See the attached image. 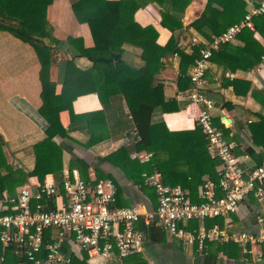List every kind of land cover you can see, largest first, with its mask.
Returning a JSON list of instances; mask_svg holds the SVG:
<instances>
[{
    "label": "crops",
    "instance_id": "1",
    "mask_svg": "<svg viewBox=\"0 0 264 264\" xmlns=\"http://www.w3.org/2000/svg\"><path fill=\"white\" fill-rule=\"evenodd\" d=\"M73 1L75 0H53L46 9V19L52 27V37L58 41L57 43L46 41L52 47L55 59L49 68V77L56 83L57 94L63 84L77 87L79 93L71 103L74 113L101 112L100 115L103 113L105 120L93 124L96 136H101L102 139L90 146L87 143L91 131L82 122L68 132L69 138L60 136L54 138L62 150L63 163L66 165L71 156L76 155L90 165L88 169L90 180L96 178L95 169L108 175V179L116 185V206L137 205L142 210L154 209L156 194L152 189L142 187L141 178L142 172H148L149 160L142 161L140 158L143 154H149L150 158L152 152L137 151L134 148L135 128L122 95L108 96L105 98L106 103L100 102L88 71L92 67V62L81 54V47H93V39L88 25L79 22L75 17L71 8ZM260 1L238 0L236 6L239 8V13L245 14L250 7L258 5ZM207 2L208 0H190L185 9L179 12L171 8L169 2L159 5L153 1L141 0V6L133 13V21L137 25L142 28H153L156 33V45L165 46L170 37L175 41L177 51L168 52L159 59L161 67L154 75L153 85L161 87L158 94V100L160 99L161 102L158 101L151 114V123H162L171 133L180 131L192 132L195 135L199 133L192 116L193 109L187 98L190 85L188 73L196 58H194L195 49L209 40L201 36L191 23L202 14ZM212 5L219 11L222 10L219 2L213 1ZM165 12L171 17L164 21L167 27L173 26V30L162 24V15ZM220 20L229 19L226 15L224 19L222 14ZM193 36L199 39L196 45H191ZM253 37L264 46V39L260 34L254 31ZM230 43L232 47L243 45V42L236 37ZM180 52L184 55L183 58ZM121 58L133 68H141L145 64L142 49L131 43L122 45ZM219 58L223 60V57ZM65 59H71L73 64L67 70L60 66V62ZM240 62L244 66L236 63L235 69L231 70L210 60L205 73L206 90L214 101L212 110L214 124L223 129L225 138L232 143L233 152L241 165L251 167L264 163V120H262L264 119V62L260 59L252 67L246 66L244 60ZM39 69L40 65L32 47L8 32L0 30V143L5 162L12 168H21L25 172L30 171L34 166V143L45 136L46 122L38 112L42 104ZM95 81L102 83L103 76L96 75ZM101 118L102 116H99V119ZM59 120L63 127L67 128L69 125L67 110L59 112ZM190 139L195 142L194 136H190ZM120 148L128 151V159L124 156L121 159L115 158L114 162L117 164L106 159L107 155L115 153ZM153 156L156 163H161V170L158 169L160 173L164 172L169 181H175V186L184 189L191 201H199L201 183L209 177L208 173H203L197 181L196 178L190 177L188 163L183 159H175L171 151L157 149ZM209 157L214 158L210 154ZM214 160L211 170L217 176L219 162L215 158ZM37 183V178L31 176L23 185L34 186ZM23 185L16 186L14 193ZM60 198H64L63 192ZM51 204L54 207L56 201L51 200L50 207ZM259 217L264 219V195L258 198L249 194L234 213L227 219L223 218L221 227L226 223L229 231L245 230L257 233L264 228L258 221ZM205 219L201 222L190 220L183 226L196 233L201 227L204 229L210 227H205ZM141 223L143 222L137 223L139 229ZM153 225L154 229L159 226L156 223ZM159 232V230L152 231L154 238L147 237L144 233L143 252L139 253L138 257L115 256L105 261L98 255L90 256L87 251L73 247L69 260L61 264L69 263L71 257L84 259L86 264H138L135 263L138 260H142L143 264H264V243L249 244L245 250L241 247H233L223 252L218 246L222 244L219 241H216V244L215 240H205L203 248L199 249L198 241L186 244L164 230V236L159 240L157 238ZM206 241L215 242L212 248H208L213 251L210 255L203 251Z\"/></svg>",
    "mask_w": 264,
    "mask_h": 264
},
{
    "label": "trees",
    "instance_id": "2",
    "mask_svg": "<svg viewBox=\"0 0 264 264\" xmlns=\"http://www.w3.org/2000/svg\"><path fill=\"white\" fill-rule=\"evenodd\" d=\"M149 1L156 2L159 5L169 2L171 8L179 12H182L190 2V0ZM213 1L219 2L222 7L221 11L212 5ZM237 1L208 0L202 14L191 23L192 27L208 40L219 35L229 25L243 18L244 14L242 12L239 13V8L236 6ZM52 2L53 0H0V30L8 32L19 40L28 43L35 52L39 62L42 104L38 112L46 122L45 136L33 145L34 166L28 172L21 168H12L5 162L0 143V192L5 190L11 195L14 194L16 186L27 183L28 178L31 176H35L38 183H42L45 178H50L61 186V171L65 166L77 168L84 180H90L88 174L90 165L76 155H72L69 162L65 165L63 163L62 150L54 138L57 136L69 138L68 132L77 127L79 122H82L91 131V137L87 143L88 146L102 139L101 136H96L93 124L104 122L103 113L102 115H100L101 112L74 113L71 103L79 93L77 87L63 84L57 94L55 93L56 83L50 80L49 68L55 59L52 47L46 41L58 42L57 39L52 37V27L46 19L47 6ZM232 4L235 5L233 6ZM140 6L141 0H75L71 3L75 17L79 22H85L88 25L93 39V47H81V54L92 62V67L88 71L96 94L103 104L106 103L105 98L108 96L115 94L123 96L137 135L134 141V148L137 151L152 152V156L147 162L148 172H151L153 167L161 170V163L155 162L153 153L157 149H165L171 151L175 159H183L188 163L190 177H193V179L196 178L198 181L203 173H208L209 177L214 182H217L218 177L211 170L215 160L209 157L205 138L198 126L196 128L199 133L195 135L186 131L171 133L162 123H151L153 108L158 101L161 102L160 99L158 100L161 87L160 85H153L154 75L161 67L159 59L168 52L177 51V48L174 39L171 37L165 46L156 45V33L153 28H142L133 21V13ZM222 14L224 19L226 15L229 20L221 21L220 15ZM162 16V24L167 27V23L164 20L171 17V15L165 12ZM252 24V28H243L236 35V38L243 42L242 46L232 47L230 42L223 43L217 48L219 50L216 49L212 52L210 60L231 70L235 69L236 63L244 66L240 62L242 60L245 61L244 63L248 67L257 64L264 55V46L253 37V33L256 31L264 39V13L253 16ZM169 27L167 28L170 30L174 28L171 25ZM71 41L74 40L71 39ZM124 43H131L142 49V58L145 61L143 67L133 68L122 60V45ZM201 46L202 44L199 48ZM199 48L195 49L194 58L199 55ZM179 54L182 58L184 57L181 52ZM219 57H223V60ZM71 65H73L71 59H65L60 62L61 68L66 70ZM96 75L103 76L102 83L98 81L96 83ZM61 110L68 111L69 125L67 128L63 127L59 120V112ZM99 116H102V118L99 119ZM188 135L194 136L195 142ZM198 143L199 145H197ZM122 156L128 159V151L125 148H120L115 153L107 155L106 159L114 162L115 158L121 159ZM114 163L117 164L116 162ZM95 172L96 178L92 182L108 178V175L101 173L97 169H95ZM161 175L164 183L176 184L175 181H169L167 174L165 175L162 171ZM142 187L150 188L154 191L150 186L143 185ZM50 202L49 200V204ZM51 208H53V205ZM222 220L223 217L206 218L204 225L205 227L215 224L222 226ZM153 224L145 225L141 223L140 228L144 231L145 236L151 238H154L152 231L159 230L157 238L161 240L164 236L163 230L159 226L154 229ZM215 242H205L206 246L203 250L205 254L210 255L213 253L208 248H212ZM218 246L223 252H227L228 249L233 247L240 248L233 242L222 243ZM138 255L133 254L130 256L138 257ZM135 263L143 264V261L138 260ZM0 264H19V261L9 249H6L5 259ZM67 264L86 263L84 259L78 260L75 257H71L70 262Z\"/></svg>",
    "mask_w": 264,
    "mask_h": 264
},
{
    "label": "built area",
    "instance_id": "3",
    "mask_svg": "<svg viewBox=\"0 0 264 264\" xmlns=\"http://www.w3.org/2000/svg\"><path fill=\"white\" fill-rule=\"evenodd\" d=\"M263 13L264 0H261L240 21L202 43L188 73L187 98L192 116L209 154L219 162L217 182L209 177L202 181L199 201L192 202L184 189L164 183L160 171L154 168L142 172L141 178L142 185L154 189L156 207L151 210H142L137 205L118 207L117 189L111 179L84 180L77 168L65 166L61 171V186L45 178L34 186L19 187L12 195L5 190L0 192V263L5 259L6 249L17 257L19 264H61L69 260L73 247L105 261L139 254L145 240L144 232L137 227L140 221L145 225L156 223L186 244L196 240L199 249L205 240L233 242L243 250L249 244L264 243V228L257 233L229 231L224 223V227L215 224L207 229L201 227L195 233L183 226L190 220L227 219L249 194L258 198L264 195V163L241 165L223 129L213 122L214 101L207 94L205 80L212 52L234 40L243 28H252V17ZM198 43L199 39L193 36L191 45ZM261 60L264 62V55ZM149 156L143 154L140 158L148 161ZM62 192L64 198H60ZM49 200L56 201L53 208L49 207ZM258 221L264 226L262 217Z\"/></svg>",
    "mask_w": 264,
    "mask_h": 264
}]
</instances>
